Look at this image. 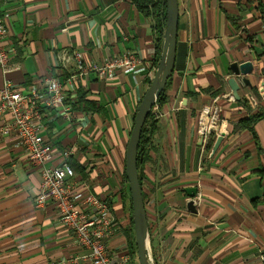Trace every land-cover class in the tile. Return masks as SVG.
Masks as SVG:
<instances>
[{
    "label": "crops",
    "instance_id": "1",
    "mask_svg": "<svg viewBox=\"0 0 264 264\" xmlns=\"http://www.w3.org/2000/svg\"><path fill=\"white\" fill-rule=\"evenodd\" d=\"M178 2L176 60L159 117L162 132L152 153L155 163L145 166L143 177L154 261L264 264V119L235 129L258 110L250 101L253 90L264 91V0ZM1 10L16 68L6 75L0 69V89L5 77L17 89L37 86L42 92L47 79L67 78L74 65L58 61L65 49L81 52L85 63L126 53L139 60L135 74H90L69 85L70 118L62 108L47 109L44 116L45 137L57 150L53 163L61 161L62 150H76L71 161L84 169L75 171L77 188L88 186L110 203L119 225L107 243L116 252L129 248L126 148L161 55L155 20L131 0H1ZM248 61L253 88L241 86L239 101L224 98L231 94V65ZM217 98L226 129L203 139L197 117ZM40 170L15 136L0 139V264H91L59 221L55 204H34ZM188 187L198 189L196 213L187 208Z\"/></svg>",
    "mask_w": 264,
    "mask_h": 264
},
{
    "label": "built area",
    "instance_id": "2",
    "mask_svg": "<svg viewBox=\"0 0 264 264\" xmlns=\"http://www.w3.org/2000/svg\"><path fill=\"white\" fill-rule=\"evenodd\" d=\"M8 35L7 17L1 10L0 0V69L5 75L16 68L13 62L16 53ZM58 59L63 66L73 63L74 72L67 78L47 79L44 81V92L37 86L22 91L7 77L4 78L0 89V139L15 136L28 162L41 169V184L34 204L37 207L49 201L55 204L59 221L73 233L84 251V259H89L91 264H135L128 252H116L107 243L118 226L110 203L93 194L88 186L77 188L75 170L71 165L76 150H62L61 161L53 163L57 150L45 137L44 116L47 109L62 108L64 116L70 118L69 85L90 74L100 79H111L118 71L135 74L139 60L133 54L126 53L102 63H85L82 53L76 49L62 50ZM259 94L264 101V91ZM223 97L235 100L232 94ZM218 100H214V105L201 109L197 117L198 133L203 139L214 134L223 135L226 129V121L221 119V109L216 105ZM250 101L254 107L259 105L254 97ZM150 114L155 119L161 115L156 106Z\"/></svg>",
    "mask_w": 264,
    "mask_h": 264
},
{
    "label": "water",
    "instance_id": "3",
    "mask_svg": "<svg viewBox=\"0 0 264 264\" xmlns=\"http://www.w3.org/2000/svg\"><path fill=\"white\" fill-rule=\"evenodd\" d=\"M163 4L166 5V22L162 33L161 55L155 75L137 107L125 158V174L131 196L132 222L134 225L138 264H155L149 234L147 212L139 180L138 147L145 122L152 108L165 90L167 82L173 73L176 60L180 14L179 2L178 0H163ZM231 71L233 77H230L227 83L235 100L239 101L241 97L238 91L241 86L248 87L249 89L253 88L252 81L248 76L253 73L254 67L250 61L233 63L231 65ZM222 139V137L217 139L214 150L219 147ZM185 193L190 198L187 203L188 210L196 213L195 198L198 193L197 187H188L185 189Z\"/></svg>",
    "mask_w": 264,
    "mask_h": 264
},
{
    "label": "trees",
    "instance_id": "4",
    "mask_svg": "<svg viewBox=\"0 0 264 264\" xmlns=\"http://www.w3.org/2000/svg\"><path fill=\"white\" fill-rule=\"evenodd\" d=\"M133 4L137 7V9L143 13L147 17H152L158 28V33L160 35V39H162V33L166 22V5L163 4V0H131ZM171 76L167 82L166 88L161 94L160 98L157 102L163 106L167 100V90H168V84L170 82ZM253 94L255 98L259 101V107L256 113L249 116L248 119L241 120L237 125L235 129H245V128H251L258 120L264 119V103L261 100L260 94L257 92V90H253ZM76 106H74V109ZM160 132V125L156 120H153L151 117V114L148 116L145 125L143 127L142 135L140 144L138 147V173H139V180L141 187L143 188V173L145 170V166L147 164L155 163L151 150L154 152L156 151L157 147L155 145L156 136L155 134H158ZM155 138V139H154ZM71 165L77 172H83V167L78 164L77 162H72ZM76 174V173H75ZM124 178L128 183L126 174L124 173ZM127 199L131 202V196H130V190L129 186H127ZM143 191V190H142ZM145 197L143 192V198ZM126 206V203L124 204ZM112 208V207H111ZM132 208V206H131ZM131 230L125 231V236L127 237L130 255L132 259L134 260V263L137 264V250H136V244H135V235L133 230V225L131 221ZM154 255V253H153Z\"/></svg>",
    "mask_w": 264,
    "mask_h": 264
},
{
    "label": "rangeland",
    "instance_id": "5",
    "mask_svg": "<svg viewBox=\"0 0 264 264\" xmlns=\"http://www.w3.org/2000/svg\"><path fill=\"white\" fill-rule=\"evenodd\" d=\"M155 106H156V110L158 111V113L159 114H161L162 112H161V108L164 106H161V104L159 103V102H156V104H155ZM151 117L153 118V120H156L157 122H158V124H159V119L161 118H158V119H155V117H154V115H152L151 114ZM160 125V124H159ZM160 128H161V125H160ZM161 130H160V132L158 133V134H155V135H160L161 134ZM155 139V138H154ZM154 151L153 150H151V153H153ZM164 166L166 167H164V172H166L167 170L169 171V169H168V166H167V164L164 162ZM172 173H173V171H171ZM175 173V172H174ZM176 174V173H175ZM145 176V173H143V177ZM127 182V181H126ZM127 186H128V183H127ZM99 197V196H98ZM127 211H128V214H129V218H130V220L132 221V208H131V202L130 201H128L127 200ZM114 213V212H113ZM119 223V222H118ZM119 225V224H118ZM132 225H133V222H132ZM133 230H134V225H133ZM134 235H135V232H134ZM123 251H126V252H128L129 254H130V250H129V248H127V249H125V250H123ZM136 258H137V255H136ZM137 264H138V259H137Z\"/></svg>",
    "mask_w": 264,
    "mask_h": 264
}]
</instances>
